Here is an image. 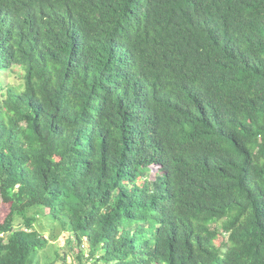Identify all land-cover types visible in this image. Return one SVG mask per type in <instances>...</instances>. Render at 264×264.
I'll return each mask as SVG.
<instances>
[{"label":"trees","instance_id":"1","mask_svg":"<svg viewBox=\"0 0 264 264\" xmlns=\"http://www.w3.org/2000/svg\"><path fill=\"white\" fill-rule=\"evenodd\" d=\"M5 70L0 264H264V0H0Z\"/></svg>","mask_w":264,"mask_h":264},{"label":"rangeland","instance_id":"2","mask_svg":"<svg viewBox=\"0 0 264 264\" xmlns=\"http://www.w3.org/2000/svg\"><path fill=\"white\" fill-rule=\"evenodd\" d=\"M0 80L3 84L15 83L18 84L20 81L15 78V75L10 73L8 70L0 72ZM157 167L153 166L152 171H156ZM0 219L2 215L6 211V205H4L1 201L0 197ZM29 215L37 214V221L35 223V229L41 231V233L48 238V244L46 247L41 250L37 255H33L34 260L38 263L34 262V264H81V260L76 257V253L78 251V246L76 247L75 240L73 239L70 233H67L68 230H64L62 226L57 223L52 217L48 214V210L40 209V211L36 209H30L28 212ZM221 237L219 236V241ZM218 240V239H217ZM218 241V243H219ZM87 245V243H84ZM71 245H74L75 248L73 250L70 249ZM51 250L57 251L59 256H54L53 253L50 254ZM86 255V253H84ZM49 258H48V257ZM47 257V258H46Z\"/></svg>","mask_w":264,"mask_h":264},{"label":"built area","instance_id":"3","mask_svg":"<svg viewBox=\"0 0 264 264\" xmlns=\"http://www.w3.org/2000/svg\"><path fill=\"white\" fill-rule=\"evenodd\" d=\"M86 243V242H85ZM82 247L85 249L84 253L85 255V260L82 264H100L96 259L99 258V255L95 254L94 256H89V252L87 250V245L82 244ZM89 256V257H88Z\"/></svg>","mask_w":264,"mask_h":264}]
</instances>
